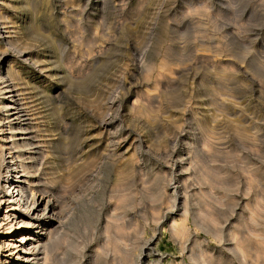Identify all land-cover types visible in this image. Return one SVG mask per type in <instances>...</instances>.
<instances>
[{
	"label": "rangeland",
	"instance_id": "1",
	"mask_svg": "<svg viewBox=\"0 0 264 264\" xmlns=\"http://www.w3.org/2000/svg\"><path fill=\"white\" fill-rule=\"evenodd\" d=\"M4 1L50 263L264 264V0Z\"/></svg>",
	"mask_w": 264,
	"mask_h": 264
},
{
	"label": "bare ground",
	"instance_id": "2",
	"mask_svg": "<svg viewBox=\"0 0 264 264\" xmlns=\"http://www.w3.org/2000/svg\"><path fill=\"white\" fill-rule=\"evenodd\" d=\"M4 2L0 0V9L1 5L13 7L12 3ZM25 3L28 2L23 1L21 5ZM7 21L0 11V39L4 40L5 46L21 55L23 52L15 45L10 35L12 33L7 31L13 29L6 26ZM0 55L2 60L7 59L5 52ZM29 62L34 64L33 60L29 59ZM11 63L12 60H8L6 69L0 70V84H7L6 88H2L0 99V109L5 114L3 121H0V161L4 163L3 176L0 175V207L3 206L0 210V248L6 254L2 255L0 264H52L53 258L51 260L50 257L59 251L58 244L63 238L60 236L63 222L60 223L59 207L37 189L32 165L22 163L23 156L19 154L15 158L11 155L15 137L13 116H16L12 113V107H20L22 103L15 99L19 89H15ZM3 122L5 126L1 124Z\"/></svg>",
	"mask_w": 264,
	"mask_h": 264
}]
</instances>
